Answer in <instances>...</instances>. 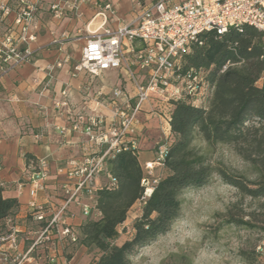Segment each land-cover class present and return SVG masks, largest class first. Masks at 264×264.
Instances as JSON below:
<instances>
[{
	"label": "built area",
	"instance_id": "2783aa9c",
	"mask_svg": "<svg viewBox=\"0 0 264 264\" xmlns=\"http://www.w3.org/2000/svg\"><path fill=\"white\" fill-rule=\"evenodd\" d=\"M36 1L17 0L18 11L0 41V75L31 60L29 42L36 38L32 25ZM104 7L112 11L110 3ZM50 9L55 15L61 13L57 3L51 4ZM9 11L7 0H0V23ZM243 25L264 32V0H151L138 8L131 21L88 36L73 67L74 72L90 76L83 86L84 105L67 114L70 129L84 136L83 156L57 169L65 177L59 184L58 202L36 201L40 192H46L48 161L36 158L29 162L27 175L17 186L19 190L27 187L31 199L23 217L11 215L0 227V264H71L70 254L81 245L79 228L67 222L73 215L71 207L77 206L85 217L94 212L100 215L95 208L97 190L116 185L106 160L123 150L136 149L137 115L143 104L158 102L159 111H163L159 126L162 135L154 159L144 163L150 173L154 167L164 166L168 154L172 137L171 101L181 99L202 105L212 91L202 71L190 69L181 73L184 55L193 44H202L204 33L213 31L222 35L231 28L241 31ZM62 37L68 39L66 34ZM53 42L62 43L60 38ZM120 68L126 70L134 95L119 83L109 92L92 88L94 77ZM91 101L95 106H106L111 113L103 114L95 106L89 112L84 111L85 104ZM65 104V100L55 102L58 107ZM59 130L64 134L68 128ZM102 175L108 180L99 185ZM156 181L146 175L141 179L144 197L150 194ZM256 251L264 264V234Z\"/></svg>",
	"mask_w": 264,
	"mask_h": 264
},
{
	"label": "trees",
	"instance_id": "16d2710c",
	"mask_svg": "<svg viewBox=\"0 0 264 264\" xmlns=\"http://www.w3.org/2000/svg\"><path fill=\"white\" fill-rule=\"evenodd\" d=\"M201 40L202 44H193L184 55L181 73L202 71L212 91L202 105L171 101L172 137L163 166L166 174L144 197L141 179L145 175L136 150H123L106 160L116 185L97 190L95 208L100 217L91 215L79 226V243L89 251H99L94 264H131V254L169 230L180 212L181 192L206 184L214 173L244 196H264V32L243 25L241 31L231 28L222 35L206 32ZM197 136L209 147L230 145L249 164L254 178L209 162L193 145ZM25 157L27 165L36 159ZM2 189L0 186V227L19 206L16 198H4ZM138 200L141 213L133 221L132 237L115 243L118 226ZM228 216L227 222L249 223L242 217ZM254 252L262 264L256 246Z\"/></svg>",
	"mask_w": 264,
	"mask_h": 264
},
{
	"label": "crops",
	"instance_id": "0c3cea01",
	"mask_svg": "<svg viewBox=\"0 0 264 264\" xmlns=\"http://www.w3.org/2000/svg\"><path fill=\"white\" fill-rule=\"evenodd\" d=\"M150 1L41 0L33 29L36 40L29 42L34 50L31 60L0 75V182L3 183L2 196L16 198L18 201L15 216L23 217L26 204L31 199L27 187L19 190L17 186L27 175L26 154L48 161V184L46 192L38 194V203L59 201V184L65 177L59 175L57 169L83 156L84 136L70 129L71 122L67 114L84 105L83 86L89 82L90 76L85 72H74L73 67L81 56L86 38L104 29L114 30L120 24L131 21L138 8ZM107 2L112 11L105 9L104 4ZM53 3L58 4L61 16L48 18L49 7ZM13 15H9L10 21ZM62 34H66L68 39H64ZM55 38H60L62 43L52 45ZM108 71L100 74L104 73V79L100 75L92 79L93 89L109 92L113 85L119 83L134 95L132 84L122 72L112 79V85L107 83V79L113 78L108 76ZM261 83L262 80H259ZM64 100L65 105L55 106V102ZM144 105L148 111L142 109L137 115L139 123L136 125L138 139L135 149L143 169L145 162L154 159L156 144L161 137L159 127L156 128L158 119L154 111H159V107H156L158 104L151 100ZM94 106L93 101L87 102L84 111L89 112ZM95 107L103 114L111 113L106 106ZM152 118L157 126L147 128L146 122ZM60 127L68 130L63 134ZM155 168L163 169L159 166ZM153 175L152 179L159 178V174L156 177ZM107 180L102 175L98 183L104 185ZM136 203L142 204L139 200ZM71 210L73 215L67 222L79 228L88 217L82 215L75 205H72ZM92 217L99 218L100 215L94 212ZM87 251L83 245L76 247L70 254L71 264H88L85 262L89 255Z\"/></svg>",
	"mask_w": 264,
	"mask_h": 264
},
{
	"label": "rangeland",
	"instance_id": "374dc122",
	"mask_svg": "<svg viewBox=\"0 0 264 264\" xmlns=\"http://www.w3.org/2000/svg\"><path fill=\"white\" fill-rule=\"evenodd\" d=\"M7 2L10 11L3 22L0 23V41L3 33L13 22V20L10 21L9 15L18 11L17 0H7ZM40 2L41 0H37L35 3L33 27H35L34 21L39 11ZM47 16L48 18L61 16V13L55 15L49 7ZM51 44L55 43L52 41ZM30 48L33 55L34 50L31 46ZM119 72L128 77L124 68L113 69L108 71L110 73L108 76L113 78L107 79L106 82H110L112 85L114 83L111 82L112 79ZM99 77L104 79V73ZM156 107H159L160 110L159 105H156ZM142 109L148 111L147 106L144 104ZM154 111L157 113L158 126L152 118L150 122H146L147 128L154 125L158 128L161 124L163 111ZM193 145L195 149L206 156L209 162L222 163L232 172L254 178L255 174L249 164L236 154L230 145L218 144L215 147H209L200 136L194 139ZM143 171L144 175L151 179L154 177L153 174H155V177L158 174L159 177H162L167 172L165 168L156 170L155 167L150 173L145 168ZM179 198L181 201L180 212L172 222L169 230L131 254L129 256L131 264L259 263L254 248L264 232V196L257 198L244 196L235 187L226 184L219 175L214 173L206 184L185 188ZM132 206L128 210L126 220L118 226L119 235L114 240L117 244L131 238L134 233L133 221L141 213V204L136 203ZM228 213L236 217H242L244 220H248L249 223L227 222ZM87 252L89 255L86 257L85 262L94 264L99 256V251L93 249Z\"/></svg>",
	"mask_w": 264,
	"mask_h": 264
}]
</instances>
